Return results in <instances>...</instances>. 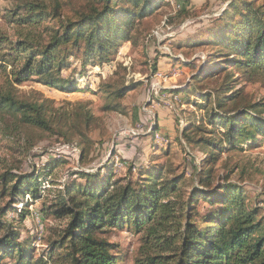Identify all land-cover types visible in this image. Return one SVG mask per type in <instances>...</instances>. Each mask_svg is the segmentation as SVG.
Listing matches in <instances>:
<instances>
[{
    "label": "trees",
    "instance_id": "1",
    "mask_svg": "<svg viewBox=\"0 0 264 264\" xmlns=\"http://www.w3.org/2000/svg\"><path fill=\"white\" fill-rule=\"evenodd\" d=\"M8 3L1 19L14 32L0 34V137L11 135L14 146L8 147L14 156L0 168V206L5 204L0 208V264H117L125 254L113 253L119 248L109 238L113 230H127L137 238L131 264H264V190L255 193L233 181V177L244 176V169L237 164L226 167L227 157L221 160L230 152L244 151L242 145L251 148L264 143V99H243L241 88L236 87L238 78L227 68H237L244 76L264 73V2L232 0L223 15L183 40L202 42L206 32H214L209 44L222 54H212L209 62L216 60L219 66L214 68H224L214 72L213 66L205 65L192 76L194 83L170 91H195L204 100L195 106L205 120L181 134L185 145L204 153L198 168L187 172L165 163L135 166L130 162L125 180L111 182V172L102 176L99 169L72 173L85 184L51 181L40 209L58 225L46 229L47 236L42 238L45 248L35 258L31 243L21 242L17 228L6 224L4 218L9 211H16L25 195L40 200L38 189L44 183L40 178L65 164L46 150L34 152L38 143L53 138L63 144L74 143L81 149L79 160L83 159L85 147L92 143L88 133L93 115L81 106L79 111L55 116L49 99L39 92H22L19 87L29 81L62 92L101 94L105 111L123 113L120 101L139 83L126 84L125 68L119 65L111 78L91 90L86 86L88 68L109 63L123 41L135 47L146 32L145 25L161 14L158 7L169 6V2ZM188 15L184 7L178 6L174 12L176 19ZM75 57L81 59L78 75L71 63ZM157 59L152 62L154 72ZM63 71H69V76H63ZM207 71L211 75L206 81L211 80L212 88L198 91L201 87L196 85ZM82 81L85 86L81 89ZM47 154L50 157L45 163L34 162ZM27 207L20 211L22 221Z\"/></svg>",
    "mask_w": 264,
    "mask_h": 264
},
{
    "label": "rangeland",
    "instance_id": "2",
    "mask_svg": "<svg viewBox=\"0 0 264 264\" xmlns=\"http://www.w3.org/2000/svg\"><path fill=\"white\" fill-rule=\"evenodd\" d=\"M167 1L169 6L158 7L161 14L153 22L145 25L146 32L135 47L123 41L109 63L88 68L86 86L91 90H96L99 82L111 78L112 74L118 71L119 65L125 68L123 75L126 84L139 83L120 101L124 108L123 113L105 111L103 109L105 98L101 94L93 95L89 91L62 92L29 81L19 87L22 92H39L49 99L50 108L53 110L51 113L55 116L79 111L78 107L81 106L93 115L88 133L92 143L85 147L87 152L83 159L79 160L81 149L74 143L63 144L55 138L38 143L34 152L46 150L55 159L62 158L65 164L59 165L51 175L40 178L44 182L38 189L40 200L33 201L30 196L25 195L15 206L16 211H9L4 218L6 224L11 223L13 228H17L22 238L21 242L26 240L31 243L34 249L33 258L45 248L42 238L47 236L46 229L58 225L54 217L43 215L40 209L41 200L51 188V181L62 183L68 180L76 185L85 184L84 180L76 178L72 173L77 171L93 173L99 169L103 170L102 176L111 172V182L122 178L125 180L130 162L135 166L140 163L143 165L165 163L174 169L178 168V171L186 169L187 172H192L205 157L197 147L193 149L185 145L181 137L185 128L190 129L192 125H198L205 120L202 110L195 106L203 104L204 100L195 91L188 94H172L170 91L194 83L192 76L201 71V67L219 66L214 63L218 62L216 60L210 59L209 62L212 54H222L221 49L209 44L214 32H206L202 42L199 40L188 43L183 40L223 15L229 9L232 0H185L179 3ZM255 2L260 4L264 0ZM8 5V0H0V34L9 36L13 34V28L1 19L2 10ZM178 6L187 8L189 15L186 18L174 17ZM169 20L172 22L166 26L165 22ZM219 23L220 21L216 22L217 25ZM180 41L182 46H179ZM156 56L158 63L154 72L152 62ZM79 60L81 59L75 57L71 62L76 66V75L80 72ZM227 68L238 78L236 87L241 88L243 99L250 101L264 99V73L258 71L251 76H244L237 68ZM223 69L214 68L213 71L220 72L219 70ZM62 75L68 77L69 71H63ZM210 75L211 73L207 71L202 76L204 80L196 85V88L201 87L198 91L206 92L212 88L211 80L206 81ZM84 86L85 83L82 81L79 88L82 89ZM184 98H188L187 101H184ZM72 120L75 121L74 116ZM9 138L0 137V168L14 156L8 147L14 146ZM258 144L260 145L251 148L242 145L244 151L230 152L221 157V160L227 157L226 167L237 164L240 169H244V176L233 177V181L247 186V190H253L255 193L264 190V143ZM49 155H45L41 160L35 159L34 162L45 163ZM217 166L218 164L215 165ZM25 171H28V167ZM25 205H28L27 214L22 221L19 216ZM2 231L1 229L0 234ZM109 238L119 246L113 253L118 256L125 254L117 264H131V258L138 247L137 238L127 230H113Z\"/></svg>",
    "mask_w": 264,
    "mask_h": 264
}]
</instances>
